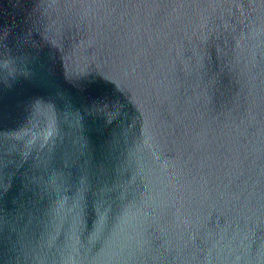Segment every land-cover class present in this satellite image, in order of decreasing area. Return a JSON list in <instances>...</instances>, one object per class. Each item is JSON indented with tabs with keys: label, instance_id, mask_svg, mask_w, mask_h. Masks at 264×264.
I'll return each instance as SVG.
<instances>
[{
	"label": "water",
	"instance_id": "obj_1",
	"mask_svg": "<svg viewBox=\"0 0 264 264\" xmlns=\"http://www.w3.org/2000/svg\"><path fill=\"white\" fill-rule=\"evenodd\" d=\"M0 264H264V0H0Z\"/></svg>",
	"mask_w": 264,
	"mask_h": 264
}]
</instances>
